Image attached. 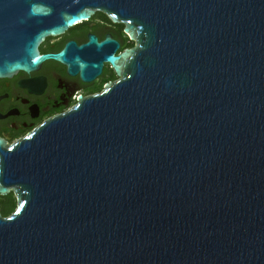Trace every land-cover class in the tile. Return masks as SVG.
I'll use <instances>...</instances> for the list:
<instances>
[{"label": "water", "instance_id": "obj_1", "mask_svg": "<svg viewBox=\"0 0 264 264\" xmlns=\"http://www.w3.org/2000/svg\"><path fill=\"white\" fill-rule=\"evenodd\" d=\"M95 11L137 59L0 142V264H264V0H0V75Z\"/></svg>", "mask_w": 264, "mask_h": 264}, {"label": "flooded vegetation", "instance_id": "obj_2", "mask_svg": "<svg viewBox=\"0 0 264 264\" xmlns=\"http://www.w3.org/2000/svg\"><path fill=\"white\" fill-rule=\"evenodd\" d=\"M124 21H112L101 11L55 35H46L37 45L40 54L55 53L69 45L65 57L80 64L53 58L41 60L30 69L0 75L1 148L24 139L37 127L73 109L81 98L99 94L119 80L137 57L128 53L137 45ZM93 35L96 42L88 43ZM108 41L96 46L97 42ZM118 56V70L105 56ZM96 64V65H95ZM16 207L14 192L0 193V216Z\"/></svg>", "mask_w": 264, "mask_h": 264}]
</instances>
